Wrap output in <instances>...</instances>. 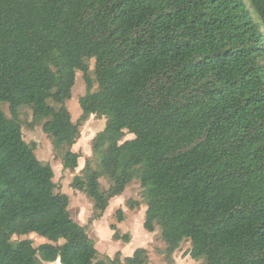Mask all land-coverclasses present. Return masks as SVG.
I'll use <instances>...</instances> for the list:
<instances>
[{"label": "trees", "instance_id": "16d2710c", "mask_svg": "<svg viewBox=\"0 0 264 264\" xmlns=\"http://www.w3.org/2000/svg\"><path fill=\"white\" fill-rule=\"evenodd\" d=\"M263 28L264 0H0V264L150 263L145 247L99 257L23 138L40 125L74 171L91 115L104 127L69 184L92 204L88 223L136 181L164 263L188 242L197 264H264ZM29 233L47 241L13 239Z\"/></svg>", "mask_w": 264, "mask_h": 264}, {"label": "rangeland", "instance_id": "374dc122", "mask_svg": "<svg viewBox=\"0 0 264 264\" xmlns=\"http://www.w3.org/2000/svg\"><path fill=\"white\" fill-rule=\"evenodd\" d=\"M264 31V28H263ZM90 70L93 69V60L89 62ZM85 93V83L80 71L76 72L75 82L72 87L71 97L65 102L66 107L71 113L73 120H76L80 115V107L78 98ZM5 112L8 114L7 107H4ZM21 118L26 122H30L31 110L28 107L21 108ZM104 127V118L95 117L91 115L86 122L80 127V137L73 145V150L80 153L78 159V167L74 170L63 169L59 157L55 155L49 138L42 131L40 125H35L32 129L26 125L22 127V134L25 141H34L36 143L35 155L44 163L51 165L56 183L55 191L66 193L69 196V210L74 220L79 224L86 226L88 236L94 241L95 247L98 251L99 257L111 256L119 251L121 257L123 253L127 254L130 248L145 247L149 250L150 263L149 264H166L162 261V256L157 253V248L162 247L164 244L159 238L155 239L158 232L153 233L146 231L142 226L144 210L146 206L142 203L140 196V187L138 182L132 181L127 185L125 191L117 200L111 203L110 209L106 210L101 218L88 223V218L91 215V202L85 194L72 189L69 184L72 177L82 167L86 158L92 157L91 139L92 137ZM133 137L128 134L126 138ZM102 184L106 186V181L102 180ZM135 199L140 202V205L131 209L125 202L127 199ZM122 211L123 219L118 221L117 210ZM117 227L121 233L131 232L132 241L130 247L128 243L121 240H113V230L111 226ZM13 239H31L35 245L47 241L46 238L38 236L35 233H29ZM133 244V245H132ZM189 247L188 242H184L179 249L174 253L176 262L174 264H197V261L192 259L189 255L185 257V252ZM121 250V251H120ZM177 257V258H176ZM51 264V263H45ZM54 264H59L57 261Z\"/></svg>", "mask_w": 264, "mask_h": 264}, {"label": "crops", "instance_id": "0c3cea01", "mask_svg": "<svg viewBox=\"0 0 264 264\" xmlns=\"http://www.w3.org/2000/svg\"><path fill=\"white\" fill-rule=\"evenodd\" d=\"M81 113V112H80ZM79 171V170H78ZM77 171V172H78ZM119 197H122V195H118V196H115V197H113L111 200H110V202H109V206L107 207V211H108V209H110V205H111V203L114 201V200H117ZM145 211V210H144ZM143 219H144V215H143ZM143 222V221H142ZM131 233V232H130ZM151 233H153V232H151ZM113 234V233H112ZM132 235V234H131ZM131 240H132V238H131ZM130 243L132 242V241H129ZM130 243H128V245H127V247L129 246L130 247ZM133 245V244H132ZM137 247H135L134 248V246L132 247V248H130V250H129V252H127V254H125V253H123L124 255H123V257L124 256H129V255H131L132 254V252L134 251V249H136ZM121 251V250H120ZM176 252V251H175ZM188 255V254H187ZM187 255L185 254V257H187ZM177 258V257H176ZM174 259H175V257H174ZM175 262H176V259H175Z\"/></svg>", "mask_w": 264, "mask_h": 264}]
</instances>
